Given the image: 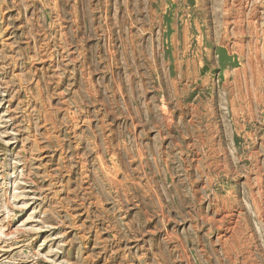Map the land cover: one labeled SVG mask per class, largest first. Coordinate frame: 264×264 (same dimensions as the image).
Segmentation results:
<instances>
[{
  "label": "rangeland",
  "instance_id": "obj_1",
  "mask_svg": "<svg viewBox=\"0 0 264 264\" xmlns=\"http://www.w3.org/2000/svg\"><path fill=\"white\" fill-rule=\"evenodd\" d=\"M0 264H264V0H0Z\"/></svg>",
  "mask_w": 264,
  "mask_h": 264
}]
</instances>
